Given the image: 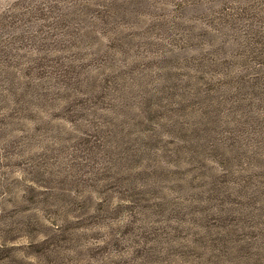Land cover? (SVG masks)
Returning <instances> with one entry per match:
<instances>
[{
    "label": "rangeland",
    "instance_id": "374dc122",
    "mask_svg": "<svg viewBox=\"0 0 264 264\" xmlns=\"http://www.w3.org/2000/svg\"><path fill=\"white\" fill-rule=\"evenodd\" d=\"M0 264H264V0H0Z\"/></svg>",
    "mask_w": 264,
    "mask_h": 264
}]
</instances>
